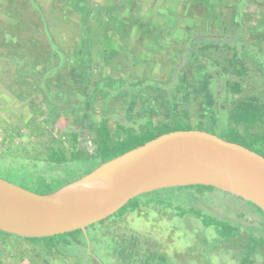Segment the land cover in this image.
Instances as JSON below:
<instances>
[{"label": "rangeland", "instance_id": "obj_1", "mask_svg": "<svg viewBox=\"0 0 264 264\" xmlns=\"http://www.w3.org/2000/svg\"><path fill=\"white\" fill-rule=\"evenodd\" d=\"M34 1L46 20V29L29 0H0V177L16 185L40 192L45 188L40 180L43 176H74L73 168L70 171L44 159L50 147L68 156L72 133L78 137L79 149L90 150L92 122L99 120L106 100L112 119L127 124L143 121L144 106L137 102L131 109L123 93L133 88L132 82L142 80V91L158 92L145 85V78L167 79L173 52L186 51L189 40L227 44L223 48L215 45L205 55L219 62L213 63L218 72L221 66L228 70L240 67L243 72L241 78L227 73L211 79L219 95L220 114L225 116L231 103L241 98L254 96L264 102V0ZM46 31L66 54L57 72L51 68L58 59L48 58ZM179 68H186L182 53ZM225 81H238L241 93L227 91ZM188 83L193 90L185 98L179 97L186 99L183 108L190 122H207V111L213 108L207 109L205 92L197 91L203 84H195L192 78ZM155 114L149 115L157 120L168 118L169 107L160 106ZM214 126L220 128L222 123ZM111 129L114 131L112 120ZM167 194L189 215L178 218L172 211L142 208L127 213L122 224L108 221L104 226L147 236L160 244L162 255L171 264H239L247 247L240 248L236 237L216 238L215 226H204L210 220L230 222L240 236L264 234V217L241 198L221 190ZM198 213L201 217H196ZM86 233L92 237L90 229ZM51 243L48 239L4 237L0 239V264L109 263L96 254L93 242L91 246L86 243V251L91 247L97 255L93 259L90 254L79 255L83 245H72L69 251L75 250L77 256L63 258L54 249H44ZM257 264H262L259 258Z\"/></svg>", "mask_w": 264, "mask_h": 264}, {"label": "trees", "instance_id": "obj_2", "mask_svg": "<svg viewBox=\"0 0 264 264\" xmlns=\"http://www.w3.org/2000/svg\"><path fill=\"white\" fill-rule=\"evenodd\" d=\"M29 1L40 17L42 26L46 29V20H44L39 9L36 8L37 2L34 0ZM45 35L48 46L50 47V54L48 56L49 61H52L54 58L58 59V62L51 68L52 71L57 72V70L64 65L66 54L59 44L53 40V36H51L49 31H46ZM215 45H217V47L220 46L221 48L224 46L228 47L227 44H203L201 41L196 44L193 43L192 40H189L186 51L180 49L175 50L171 56L170 75L167 79L160 81L145 78V85H151L150 87L158 92L146 94L142 91L139 84H141L143 80L131 83L130 88H133H131L129 92L128 90H125L126 94L125 92L123 94L124 96H128L131 109L137 102H139L142 107L144 106L145 114L143 117L145 118L143 121H140L139 123L131 121V124H127L112 119V112L108 107V100H106L99 113V120L97 122H92L93 135L89 136L90 150L86 148L79 149L76 146L78 143V137L75 133H72V150L69 151L68 156H66L59 148L50 147L49 153L44 159V161L49 164L63 165L70 171L73 168L72 170L75 171L74 176L66 179L63 177H50L47 179L46 177L41 176L42 178L40 180L45 188L40 192L35 189L34 192L39 194L53 193L88 174L102 163L141 146L162 134L178 130L196 129L207 131L225 141L239 144L264 158V102H260L257 97L249 96L233 101L230 110L225 116H223L222 113V115L219 113L220 109H218V104L220 99L218 92H215V88L212 86V81H214L213 78L217 79L227 73L241 78L243 72L240 67L228 70L226 67L221 66L220 72L215 70L213 63L219 64V62L205 55V51L213 49L216 47ZM179 53H182L184 64L186 65V68L183 70L182 68H179ZM204 77L209 78L205 79ZM191 78L194 79L196 82L195 84H203V89L197 88V91L202 90L205 92L207 109L213 108L214 111H218L214 112L213 109L211 112L207 111L206 115L208 117L207 122H209V126H207V122L203 120H197L194 123L190 122L188 111L183 108V105L186 104V99L182 101L179 98H185V95H188V92L193 90L192 84L188 83ZM206 80L208 81L206 82ZM127 84L128 83H125L124 85L126 86ZM223 86L227 91L233 94L241 93V85L238 81H225ZM170 88L172 95L169 94ZM113 96L114 95H110L109 98H112ZM55 104L58 108V102ZM160 106L166 109L169 107L170 115L168 118L165 115L163 117L164 119L161 118L157 120L149 115H157L155 113ZM136 115L139 117L140 111H138ZM111 120L114 124V131L111 129ZM216 122L222 123V126L220 128H215L214 125ZM188 189L196 190L198 194L214 190L218 191L209 186H182L154 191L143 195V198L135 197L129 200L116 212H119L116 217L115 213L86 228L87 231L89 229L91 230L92 237L87 234L90 246L91 242H93V249H95L96 254L104 257V260L109 261L107 264H171L168 259L162 255L160 244H157L154 240H151L140 233L126 230L124 227V229L117 230L110 226H104V224L108 221L122 224L127 213H133L142 208L149 210H157L159 208L165 212L168 210L172 211L176 217L182 218L185 215H189L188 212L179 208L178 205H174V196L167 193L170 192L172 194L174 191L181 192ZM223 193L231 195L226 192ZM246 203L253 206L256 212L261 217H264V213L259 208L249 202ZM111 217H115L112 219L113 221L110 220ZM196 217H201V214H196ZM208 222V225L205 224L204 226H215L216 238L236 237L240 248L243 246L247 247V252L243 256V259L240 260L239 264H257L258 258L261 263L264 264V234L256 236L249 233V235L240 236L238 228L231 226L230 222L226 220H210ZM4 237L22 238L0 231V239H3ZM23 239L30 241H43L48 239L52 243L44 247V249L49 252L54 249L56 253L63 258L74 255L77 256L75 250L69 251L72 245L84 246L79 255L85 253V255L90 254L92 259L93 257H97V255L92 252L91 247L89 248L90 252L86 251L87 241L81 230L51 237Z\"/></svg>", "mask_w": 264, "mask_h": 264}, {"label": "water", "instance_id": "obj_3", "mask_svg": "<svg viewBox=\"0 0 264 264\" xmlns=\"http://www.w3.org/2000/svg\"><path fill=\"white\" fill-rule=\"evenodd\" d=\"M182 186H209L264 213V158L202 130L162 134L50 194L0 177V231L43 238L81 230L116 213L129 200Z\"/></svg>", "mask_w": 264, "mask_h": 264}]
</instances>
